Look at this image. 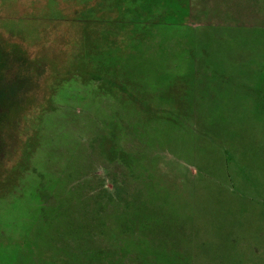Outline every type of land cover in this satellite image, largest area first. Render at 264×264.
Masks as SVG:
<instances>
[{"label": "rangeland", "instance_id": "374dc122", "mask_svg": "<svg viewBox=\"0 0 264 264\" xmlns=\"http://www.w3.org/2000/svg\"><path fill=\"white\" fill-rule=\"evenodd\" d=\"M1 51L0 264H264V0H0Z\"/></svg>", "mask_w": 264, "mask_h": 264}, {"label": "trees", "instance_id": "16d2710c", "mask_svg": "<svg viewBox=\"0 0 264 264\" xmlns=\"http://www.w3.org/2000/svg\"><path fill=\"white\" fill-rule=\"evenodd\" d=\"M2 57H3V54H2V51L0 52V64H1V59H2ZM11 102H13V101H11ZM15 103V102H14ZM14 103H12V106L14 107ZM11 106V104L9 105V107ZM6 114V113H5ZM115 185H118V183H116L115 182Z\"/></svg>", "mask_w": 264, "mask_h": 264}]
</instances>
